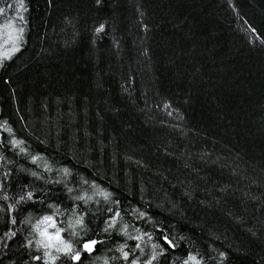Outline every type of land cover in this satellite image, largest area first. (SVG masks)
<instances>
[{
  "label": "trees",
  "instance_id": "1",
  "mask_svg": "<svg viewBox=\"0 0 264 264\" xmlns=\"http://www.w3.org/2000/svg\"><path fill=\"white\" fill-rule=\"evenodd\" d=\"M0 9V264H264V0Z\"/></svg>",
  "mask_w": 264,
  "mask_h": 264
},
{
  "label": "snow or ice",
  "instance_id": "2",
  "mask_svg": "<svg viewBox=\"0 0 264 264\" xmlns=\"http://www.w3.org/2000/svg\"><path fill=\"white\" fill-rule=\"evenodd\" d=\"M21 6H23L22 3H21ZM3 11H4L3 9H0V12H3ZM100 30H101V29H97V31H100ZM252 31L254 32L255 29H252ZM20 32L22 33V32H23V29H20ZM17 51H19V48H18V47H13L12 52L15 53V52H17ZM7 58H11L10 55H9L7 52L3 53L2 57H0V63L3 62V59H7ZM16 143H19V142H16ZM66 171H67V170H65V172H66ZM31 195H32L31 193H28V198H31ZM106 198H107V195H106ZM21 199L23 200L24 197H21ZM117 215H118V214H117ZM141 215H143V214H141ZM51 219H52L51 217H45V218H44L45 221H49V220H51ZM75 224H76V225H81V226H82V225H83V218L81 217V218L77 219V220L75 221ZM114 224H115V219H113V220L109 223L108 226H109V227H112V226H114ZM105 231H107V228L105 229ZM13 235H15V233H13ZM57 235H58V234H57ZM165 240L167 241V243H168L169 245L172 244V242H171L170 240H167V237H165ZM97 243H98V242L95 241V240L90 241V242H88V243H85V244L83 245V248H84V250H86V251H88V252H91V251L93 250V247H94ZM172 246L174 247V245H172ZM137 247H139V245H137ZM60 250L64 251L65 254H72V247H71L70 244H65L63 249H58V251H60ZM121 251L123 252V258H124L125 260H127V259H128V256H129V253H128V252H124V251H123V247L121 248ZM71 258L74 259V260H79V259H80V253H79V252H76V253L72 254V255H71ZM35 259H41V257H36ZM155 259H156V254H153V255H152V258H151L150 260L147 261V264H152V261L155 260ZM189 259H190V260H194L195 258H194V257H189ZM132 264H136V261H133ZM186 264H187V262H186Z\"/></svg>",
  "mask_w": 264,
  "mask_h": 264
}]
</instances>
